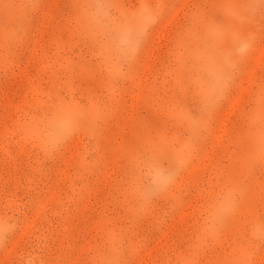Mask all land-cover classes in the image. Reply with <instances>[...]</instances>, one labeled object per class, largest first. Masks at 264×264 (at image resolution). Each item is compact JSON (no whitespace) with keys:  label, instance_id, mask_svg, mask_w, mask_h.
<instances>
[{"label":"rangeland","instance_id":"obj_1","mask_svg":"<svg viewBox=\"0 0 264 264\" xmlns=\"http://www.w3.org/2000/svg\"><path fill=\"white\" fill-rule=\"evenodd\" d=\"M260 5L0 0V264H264Z\"/></svg>","mask_w":264,"mask_h":264},{"label":"snow or ice","instance_id":"obj_2","mask_svg":"<svg viewBox=\"0 0 264 264\" xmlns=\"http://www.w3.org/2000/svg\"><path fill=\"white\" fill-rule=\"evenodd\" d=\"M261 8L264 9V0H261ZM248 7H252V5H248ZM105 115V110L102 108L98 114V119H103ZM139 157L143 160H147L149 163H152L151 156L149 155V152L141 150L139 152ZM262 164H264V158H262ZM239 199V194L236 193L234 196V200ZM260 232L262 235V238H264V214L261 215L260 218Z\"/></svg>","mask_w":264,"mask_h":264}]
</instances>
